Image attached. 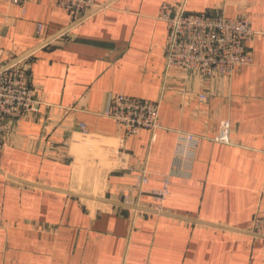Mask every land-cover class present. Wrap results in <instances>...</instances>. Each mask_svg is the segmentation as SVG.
I'll list each match as a JSON object with an SVG mask.
<instances>
[{
    "label": "crops",
    "instance_id": "1",
    "mask_svg": "<svg viewBox=\"0 0 264 264\" xmlns=\"http://www.w3.org/2000/svg\"><path fill=\"white\" fill-rule=\"evenodd\" d=\"M246 17L252 63L228 78L167 70L160 3ZM104 9L45 45L66 10L0 0V62L28 55L37 114L12 123L0 150V264H264L248 225L264 214V0H95ZM44 27L36 34V24ZM158 101L160 128L125 136L102 117L111 94ZM204 95V99H200ZM231 124V144L212 141ZM84 124L83 132L78 125ZM177 131L204 137L191 168L170 179ZM146 170L133 207L115 189Z\"/></svg>",
    "mask_w": 264,
    "mask_h": 264
},
{
    "label": "built area",
    "instance_id": "2",
    "mask_svg": "<svg viewBox=\"0 0 264 264\" xmlns=\"http://www.w3.org/2000/svg\"><path fill=\"white\" fill-rule=\"evenodd\" d=\"M8 5L19 7L24 13L28 0H1ZM56 7L66 10L69 23L59 35L45 40V45L68 35L86 20L102 11V5L95 0H47ZM157 19L166 28L163 44V60L167 70L193 73L201 79L212 77L228 78L237 67L252 63L247 43L254 35L246 17H226L210 13H189L184 3L163 1L160 3ZM43 25L36 24V34L43 33ZM28 55L0 62V150L12 138V123L28 114H37L41 103L35 98L26 62ZM204 99V95H200ZM158 101H150L124 94H111L107 98L102 117L112 120L125 136L139 134L148 130L155 137L159 129ZM78 127L87 131L84 124ZM231 124L228 120L220 123L218 134L212 139L216 143L231 144ZM204 137L193 133L177 131L175 148L172 155V169L160 175L161 188L151 191L157 201H163L169 194L170 179L188 171L200 141ZM135 181L130 187L115 189L121 205L133 207L147 192L150 175L146 170L134 174ZM247 231L254 237L264 240V214L255 215Z\"/></svg>",
    "mask_w": 264,
    "mask_h": 264
}]
</instances>
